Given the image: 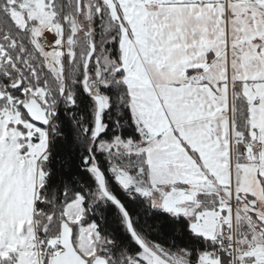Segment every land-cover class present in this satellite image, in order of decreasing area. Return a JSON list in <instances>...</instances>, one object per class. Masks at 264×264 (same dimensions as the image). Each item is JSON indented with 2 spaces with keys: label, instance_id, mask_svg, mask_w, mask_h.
Returning <instances> with one entry per match:
<instances>
[{
  "label": "snow or ice",
  "instance_id": "obj_1",
  "mask_svg": "<svg viewBox=\"0 0 264 264\" xmlns=\"http://www.w3.org/2000/svg\"><path fill=\"white\" fill-rule=\"evenodd\" d=\"M19 3L0 0V15L12 23ZM62 9L83 26L71 53V28L40 38L64 53L55 75L43 69L51 80L13 87L15 61L0 59V264H79L58 242L69 209L73 219L83 209L69 226L86 264L95 257L77 247L81 230L106 264H264V209L243 183L254 171L264 190V0H63ZM80 169L94 186L73 190ZM112 182L151 210L152 239ZM109 202L135 253L115 252L89 221Z\"/></svg>",
  "mask_w": 264,
  "mask_h": 264
},
{
  "label": "trees",
  "instance_id": "obj_2",
  "mask_svg": "<svg viewBox=\"0 0 264 264\" xmlns=\"http://www.w3.org/2000/svg\"><path fill=\"white\" fill-rule=\"evenodd\" d=\"M69 13L70 12L67 11V15H69ZM11 43L13 44L12 46ZM0 46L7 55V59L9 60L7 63H12L13 60L15 61V63L12 64V67L15 70L13 82L20 80L21 83L29 85L27 90H30L32 84H35L37 80L43 79L45 76H48L49 80H51V76H49L48 72L43 70L45 68L43 67L44 65L42 59L30 43L29 36L26 33L21 32L14 22L10 23L4 19L2 15H0ZM17 64L20 65L19 68L16 67ZM0 67H3V65H0ZM37 72L39 75H36ZM7 74L8 73L5 72V75ZM29 81H31L32 84H29ZM73 151L77 156L76 162L80 163V150L76 148L73 149ZM100 160L103 164L102 156L100 157ZM73 179L77 182V185L73 190H77L80 185L87 187L92 184L94 186L92 178L88 174L84 173L83 169H80L78 174L74 176ZM110 186L113 192L116 193L119 200L126 205V210L129 212L137 231L146 235L149 239H152L156 233L148 230L146 227V223H151L153 221L151 210L142 203L128 200L125 193L117 184H115V182H112ZM88 219L89 221L94 220L97 222L100 226L102 234L115 241V252L123 251L130 254L135 253L137 244L128 233L127 228L123 223L122 215L115 205L109 202L97 206L89 213ZM100 258L103 259V257Z\"/></svg>",
  "mask_w": 264,
  "mask_h": 264
},
{
  "label": "rangeland",
  "instance_id": "obj_3",
  "mask_svg": "<svg viewBox=\"0 0 264 264\" xmlns=\"http://www.w3.org/2000/svg\"><path fill=\"white\" fill-rule=\"evenodd\" d=\"M62 3L63 0H56L55 6L53 7L52 0H49L47 4L45 3V0H22V3L17 5L19 10L11 8L9 10L14 24L21 32L26 33L29 36L30 43L42 59L44 65L43 67L49 69L53 75L59 71L58 66L60 65V60L64 53L59 50L46 51V49H48V39L40 38L44 36L45 32L56 33L58 37H61L67 34L68 28H71L72 34L68 36L64 44V47L69 51V53H71L72 48H78V45L76 41L73 40V37L76 36L77 32H79L83 26V21H77L75 19L76 9H73V11L67 15V11L62 9ZM24 13L27 14V18H25ZM53 21H55V23H53ZM62 24L63 27L61 26ZM79 39H81V37H77V40ZM60 42V39L56 40L57 44H60ZM12 45L13 44L11 43V46ZM5 55L6 53L0 46V59H3ZM7 62H9L8 59ZM54 65H56V67H54ZM17 82H13V85ZM37 94H40L41 98H43V93L40 89H37ZM9 104H11V100H9ZM13 111H15L14 108ZM5 115L6 119H14L16 123L20 122L19 113H17L15 117L12 116L11 112L6 113ZM253 176L254 178H252ZM249 181L250 182L248 183L247 188L249 191L254 192V194L257 193L258 182L255 180V175H250ZM253 185H255L254 188ZM75 207L78 206H72V208ZM69 210H66L64 213V215L68 218V224L73 226L79 224L82 220L83 209L74 213L75 219H73L72 215H68ZM92 245L93 241L91 239V235L89 234L88 236H85L84 231L81 230L78 236L77 247H79L80 251L84 253L85 257L91 258L94 256L95 259L97 257H101L96 255V252L99 250L98 248H93L91 253L87 251V249L92 247ZM94 260H92V262ZM214 264H218V262H214Z\"/></svg>",
  "mask_w": 264,
  "mask_h": 264
},
{
  "label": "water",
  "instance_id": "obj_4",
  "mask_svg": "<svg viewBox=\"0 0 264 264\" xmlns=\"http://www.w3.org/2000/svg\"><path fill=\"white\" fill-rule=\"evenodd\" d=\"M21 84L20 80L13 85V87ZM28 109L30 114H32L35 118L41 119L43 118V112L40 109V106L36 103L34 99H29L28 102L25 105ZM63 231L60 233V236L58 237V242H65L68 241V252L71 253V256L75 258L76 261L79 262V264H86V260L81 259L80 256H78L75 251L72 249V242L71 237L73 234L72 228L69 226L68 223H65L62 225ZM67 256V253L65 254ZM59 259H64V256H59ZM92 264H105L104 260L100 257H97Z\"/></svg>",
  "mask_w": 264,
  "mask_h": 264
},
{
  "label": "crops",
  "instance_id": "obj_5",
  "mask_svg": "<svg viewBox=\"0 0 264 264\" xmlns=\"http://www.w3.org/2000/svg\"><path fill=\"white\" fill-rule=\"evenodd\" d=\"M43 46H44V45H43ZM261 46H264V45H261ZM252 174L255 175V172L253 171ZM249 178H250V176H246V177L243 179V183H244L245 185H248V183L250 182V181H249ZM252 178H254V176H253ZM244 190L249 191V189H248L247 187H246ZM255 194L257 195V199H258V201L260 202V208H261V209H264V190H262V189L260 188L259 183H258V187H257V193H255ZM31 211H32V209H31V196H29V208H28V217H29V220H31ZM217 215H218V214H217ZM217 230H218V229H217ZM209 234H210V233H209ZM38 245H39V244L36 245L37 248L39 247Z\"/></svg>",
  "mask_w": 264,
  "mask_h": 264
},
{
  "label": "built area",
  "instance_id": "obj_6",
  "mask_svg": "<svg viewBox=\"0 0 264 264\" xmlns=\"http://www.w3.org/2000/svg\"><path fill=\"white\" fill-rule=\"evenodd\" d=\"M39 246V245H38Z\"/></svg>",
  "mask_w": 264,
  "mask_h": 264
}]
</instances>
